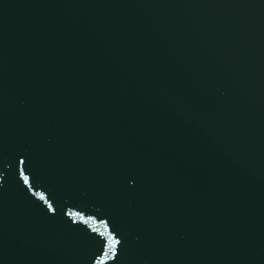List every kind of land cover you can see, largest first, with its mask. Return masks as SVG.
Returning a JSON list of instances; mask_svg holds the SVG:
<instances>
[{
    "label": "snow or ice",
    "instance_id": "obj_1",
    "mask_svg": "<svg viewBox=\"0 0 264 264\" xmlns=\"http://www.w3.org/2000/svg\"><path fill=\"white\" fill-rule=\"evenodd\" d=\"M20 162L24 163V160L21 159ZM20 175L23 177L24 182L28 183L29 178H28V176L24 175L23 171H21ZM37 195H39L41 197V199L44 198L43 193H38ZM48 208L52 209L51 203H49ZM69 215L78 216V217H80L81 220H85V217L79 212H72V213H69ZM87 219L88 220H94L95 218L94 217H87ZM102 223H104V222L102 221ZM97 231H99V230H97ZM101 235H105V234L101 233ZM120 243H121V241L119 239H117V237L114 234L108 233L107 237H106V241L101 242L103 255L96 261V264H105V260L108 257V253L109 252L115 253L117 245H119Z\"/></svg>",
    "mask_w": 264,
    "mask_h": 264
}]
</instances>
